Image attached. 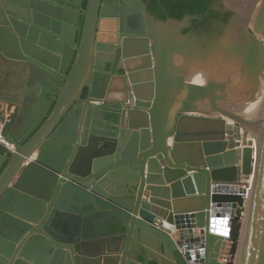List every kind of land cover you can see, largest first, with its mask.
<instances>
[{"label": "water", "instance_id": "water-1", "mask_svg": "<svg viewBox=\"0 0 264 264\" xmlns=\"http://www.w3.org/2000/svg\"><path fill=\"white\" fill-rule=\"evenodd\" d=\"M212 9L0 0V264H264V0Z\"/></svg>", "mask_w": 264, "mask_h": 264}, {"label": "trees", "instance_id": "trees-1", "mask_svg": "<svg viewBox=\"0 0 264 264\" xmlns=\"http://www.w3.org/2000/svg\"><path fill=\"white\" fill-rule=\"evenodd\" d=\"M146 2L148 10L159 19H166L168 17L175 19H182L184 16H204L207 17L214 14L211 10V2L213 0H143ZM229 14L225 13L223 20H227ZM199 23V22H198ZM241 233V220L234 221L230 240L232 241L229 263H236V256L238 250V240Z\"/></svg>", "mask_w": 264, "mask_h": 264}, {"label": "flooded vegetation", "instance_id": "flooded-vegetation-1", "mask_svg": "<svg viewBox=\"0 0 264 264\" xmlns=\"http://www.w3.org/2000/svg\"><path fill=\"white\" fill-rule=\"evenodd\" d=\"M84 2H85V0H82V5H84ZM213 2H214V0L211 2V4H210V6L212 7V4H213ZM148 8V7H147ZM211 10H213L212 8H211ZM214 11V10H213ZM224 12H222V14L220 15L221 16V20H222V22H224V20H223V17H224ZM209 21H210V19H209V17H207L206 15H204V16H196V17H194L191 21H190V23H191V25H190V27H188L186 30L188 31H193V32H195L196 34H197V32H196V25L198 24V25H201V26H203L205 29L207 28V26H208V24H209ZM199 22V23H198ZM206 31V30H205ZM234 93L233 94H231V97H233V98H235V97H237L238 96V94H239V92H240V90H239V88H235L234 90Z\"/></svg>", "mask_w": 264, "mask_h": 264}, {"label": "crops", "instance_id": "crops-1", "mask_svg": "<svg viewBox=\"0 0 264 264\" xmlns=\"http://www.w3.org/2000/svg\"><path fill=\"white\" fill-rule=\"evenodd\" d=\"M43 20H45L46 18H42ZM14 32L12 31H8V28L5 27H1L0 26V34L2 37H4L8 47H9V51L12 52H16V47H17V43H18V38L13 34ZM7 57L9 58V60L12 61V58L10 55H7ZM3 59L6 60V56L3 57ZM191 204H196V201H191Z\"/></svg>", "mask_w": 264, "mask_h": 264}, {"label": "bare ground", "instance_id": "bare-ground-1", "mask_svg": "<svg viewBox=\"0 0 264 264\" xmlns=\"http://www.w3.org/2000/svg\"><path fill=\"white\" fill-rule=\"evenodd\" d=\"M241 115L243 116V114H241ZM244 133H245L247 139H250L251 141H255V139H254L253 135L251 134L248 127H245Z\"/></svg>", "mask_w": 264, "mask_h": 264}, {"label": "built area", "instance_id": "built-area-1", "mask_svg": "<svg viewBox=\"0 0 264 264\" xmlns=\"http://www.w3.org/2000/svg\"><path fill=\"white\" fill-rule=\"evenodd\" d=\"M0 143H4L5 145H7L8 147H10V145L3 139L2 135H1V128H0ZM246 197V196H245Z\"/></svg>", "mask_w": 264, "mask_h": 264}]
</instances>
